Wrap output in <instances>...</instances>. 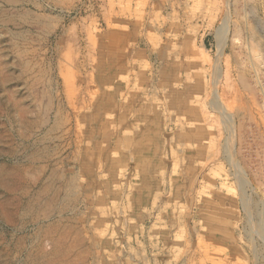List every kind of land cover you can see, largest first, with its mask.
Instances as JSON below:
<instances>
[{"label":"rangeland","instance_id":"374dc122","mask_svg":"<svg viewBox=\"0 0 264 264\" xmlns=\"http://www.w3.org/2000/svg\"><path fill=\"white\" fill-rule=\"evenodd\" d=\"M0 46V165L59 195L0 264H264V0H0Z\"/></svg>","mask_w":264,"mask_h":264},{"label":"bare ground","instance_id":"6f19581e","mask_svg":"<svg viewBox=\"0 0 264 264\" xmlns=\"http://www.w3.org/2000/svg\"><path fill=\"white\" fill-rule=\"evenodd\" d=\"M1 1L7 2L9 0H1ZM1 55L2 56L4 55V51L1 53ZM0 62H1L0 65L2 64L1 65L2 68L5 69V71H6V68L9 67L8 63L6 61V54L4 55V57L2 59L0 57ZM5 76H6V74H4V80L9 81L8 79L10 77L6 80ZM19 103L21 104L22 102H19ZM4 131H5V129H4L3 125H0V141L1 142L6 136V134H4ZM33 149H34V152L31 151L33 153L29 157H31V156L35 157L39 154L36 146H34ZM3 152H7L8 155H12L15 153V149H13L11 146H7L6 150H4ZM1 155H2V153H1ZM22 180H23L22 169L19 166H17V165H11L10 166L7 164L0 165V181L2 182V184L0 185V186H2V190H1L2 192L0 194V213H4L5 215H7V212L5 211V207L9 206L11 208L21 209V211L19 213H16L21 218L25 217V219L29 218V220L30 219H39L42 215L49 214L56 207L57 203H59V201H58L59 195H58L57 190L54 189V186H53V188H51V187L47 188L46 187L47 190H45V192L48 194L44 193L45 198H43L44 196L41 195V193L44 192L43 190L42 191L36 190V192L32 193L23 187L25 184L22 186ZM69 199H70L69 194H65L63 197V200L66 201V203H64V206L67 207V203L69 202L68 201ZM55 212H57V211H55ZM19 248L20 247H17V248H15V250H19ZM44 253H45V251H44ZM39 256H41V255H39ZM39 260H40V258H38L37 262H40ZM47 262H44V260H43V262L41 261V264H52V260H50V262L49 261H47Z\"/></svg>","mask_w":264,"mask_h":264}]
</instances>
